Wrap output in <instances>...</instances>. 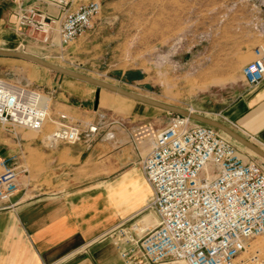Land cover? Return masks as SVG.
Masks as SVG:
<instances>
[{
	"label": "rangeland",
	"instance_id": "1",
	"mask_svg": "<svg viewBox=\"0 0 264 264\" xmlns=\"http://www.w3.org/2000/svg\"><path fill=\"white\" fill-rule=\"evenodd\" d=\"M96 1L101 12L92 27L64 49L25 45L10 50L31 53L125 90L193 110L240 133L225 112L248 89L242 68L254 59L253 50L264 44V0ZM0 78L49 99V118L41 132L19 129L27 146L28 140L36 138L39 145L50 147L48 137L59 127L56 122L62 114L79 124L82 132L96 126L101 117L108 124H125L134 110L149 114L136 126L135 136L146 123L163 128L172 116L105 90H100L96 105L97 87L24 60L0 57ZM17 145L0 126V151ZM31 152L24 153L21 163L33 176H21V184L35 192L58 189L50 181L29 183L44 171L43 153ZM147 214L155 219L150 211ZM257 243L256 250L243 254L236 264H264V241Z\"/></svg>",
	"mask_w": 264,
	"mask_h": 264
},
{
	"label": "built area",
	"instance_id": "2",
	"mask_svg": "<svg viewBox=\"0 0 264 264\" xmlns=\"http://www.w3.org/2000/svg\"><path fill=\"white\" fill-rule=\"evenodd\" d=\"M15 1L12 24L47 50H62L86 34L101 12L97 1ZM253 55L242 68L248 89L264 82V44ZM40 95L0 78V126L18 145L23 142L20 128L41 132L49 118V106ZM56 123L59 127L48 137L51 146L81 142L79 124L64 114ZM111 124L121 126L123 121ZM139 129L135 140L149 145L142 163L152 190L146 211L156 223L141 233L134 223L110 232L122 262L236 264L256 250L259 244L254 243L264 241V162L250 158L215 128L180 115L172 114L161 129L151 123ZM19 177L17 167L0 157V211L14 207Z\"/></svg>",
	"mask_w": 264,
	"mask_h": 264
},
{
	"label": "crops",
	"instance_id": "3",
	"mask_svg": "<svg viewBox=\"0 0 264 264\" xmlns=\"http://www.w3.org/2000/svg\"><path fill=\"white\" fill-rule=\"evenodd\" d=\"M17 6L15 0H0V47H39L12 24ZM225 114L264 150V82L247 89ZM147 118L149 114L134 110L121 126L98 120L83 131L80 143L70 147H43L31 138L28 146L22 143L0 151L20 177L33 176L21 163L24 153H43L44 171L29 183L50 181L58 188L35 192L19 177L14 207L0 211V264H124L110 232L134 223L141 233L156 222L146 211L152 190L142 169L149 145L134 138L136 126Z\"/></svg>",
	"mask_w": 264,
	"mask_h": 264
},
{
	"label": "water",
	"instance_id": "4",
	"mask_svg": "<svg viewBox=\"0 0 264 264\" xmlns=\"http://www.w3.org/2000/svg\"><path fill=\"white\" fill-rule=\"evenodd\" d=\"M0 57L3 58H12V59H19L24 60L27 62H31L33 64H36L40 67H43L45 69L51 70L53 72L59 73L60 75H64L67 77H70L72 79L87 83L89 85L95 86L98 88V91L96 93V105L99 102V94L100 90L105 89L107 91L113 92L115 94L121 95L123 97H126L128 99H131L137 103L153 107L156 109L163 110L165 112H168L170 114L180 115L183 117H186L194 122L210 126L212 128H215L216 130L224 133L232 140L236 141L240 145L244 146L245 148L249 149L250 151L254 152L257 156L264 159V150L258 146L257 144L253 143L252 141L245 138L243 135L235 131L234 129L230 128L226 124L219 122L215 119L209 118L207 116L198 114V113H191L187 109L170 105L161 101H158L156 99L144 96L140 93L128 91L125 89H122L120 87H116L113 85H110L108 83H105L104 81L92 78L86 74L73 71L70 69H65L60 66H57L41 57H38L36 55H33L31 53H27L24 51H17V50H9V49H0ZM3 154V153H2Z\"/></svg>",
	"mask_w": 264,
	"mask_h": 264
},
{
	"label": "bare ground",
	"instance_id": "5",
	"mask_svg": "<svg viewBox=\"0 0 264 264\" xmlns=\"http://www.w3.org/2000/svg\"><path fill=\"white\" fill-rule=\"evenodd\" d=\"M58 66V65H57ZM61 67V66H60ZM63 68V67H62ZM66 69V68H65ZM93 78V77H92ZM96 79V78H95ZM99 80V79H98ZM101 81H103V80H101ZM105 82V81H104ZM105 83H108V82H105ZM108 84H110V83H108ZM110 85H113V84H110ZM113 86H116V85H113ZM116 87H119V86H116ZM121 88V87H120ZM123 89V88H122ZM102 90H105V89H102ZM105 91H107V90H105ZM108 92H110V91H108ZM111 93H113V92H111ZM115 94V93H114ZM118 95V94H117ZM121 96V95H120ZM123 97V96H122ZM124 98H126V97H124ZM128 99V98H127ZM40 100L41 101H43L44 103H46L48 106H49V99L48 98H46L45 96H43V95H40ZM129 100H131V99H129ZM133 101V100H132ZM189 112H191V113H195V111H193V110H188ZM220 132V131H219ZM220 134L223 136V137H225L226 139H228L229 141H231L234 145H236L238 148H240L242 151H244V152H246L247 154H249V155H252V156H256V157H258L259 159H260V161H263L264 162V159L263 158H261V157H259V156H257L254 152H252V151H250L249 149H247V148H245L244 146H242V145H240L239 143H237L236 141H234V140H232L231 138H229L227 135H225L224 133H222V132H220Z\"/></svg>",
	"mask_w": 264,
	"mask_h": 264
}]
</instances>
